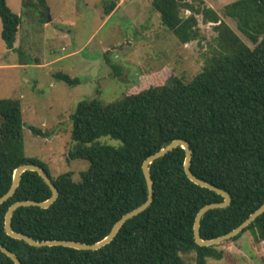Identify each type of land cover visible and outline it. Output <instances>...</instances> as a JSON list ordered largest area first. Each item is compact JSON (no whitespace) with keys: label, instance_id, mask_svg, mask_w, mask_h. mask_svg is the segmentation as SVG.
Returning <instances> with one entry per match:
<instances>
[{"label":"trees","instance_id":"obj_1","mask_svg":"<svg viewBox=\"0 0 264 264\" xmlns=\"http://www.w3.org/2000/svg\"><path fill=\"white\" fill-rule=\"evenodd\" d=\"M22 3L47 23L46 0ZM115 3H103L105 18L115 11ZM150 6L161 27L181 45L204 39L198 17L203 24H213L215 46L200 72L188 81L169 77L162 85L107 105L97 100L80 102L70 117L75 147L67 157L89 164L79 182L72 180L71 173L53 178L41 161L24 156L21 103L0 100V198L21 165L40 167L58 191L57 200L46 210L17 209L11 219L13 232L36 242L91 245L101 241L120 218L146 201L142 163L174 140L189 144L193 176L231 197L227 208L203 216V240L231 232L264 203V0H236L223 7L221 15L236 23L240 35L203 0H151ZM0 22V38L12 50L22 19L10 10L7 0H0ZM110 67L115 76L120 74L118 66ZM53 77L68 86L80 84L78 78L64 74ZM29 131L34 137L50 138L35 127ZM105 136L120 141L121 147H86ZM183 161L184 151L178 147L150 165L151 205L97 251L33 248L5 234L4 217L12 204L44 202L51 196L35 172H25L14 196L0 206V244L21 264H185L183 256L188 254H194L196 264L222 261L219 248L195 245L193 224L202 207L223 199L190 182ZM245 233L264 248V214L228 242ZM0 264L14 263L0 252Z\"/></svg>","mask_w":264,"mask_h":264},{"label":"rangeland","instance_id":"obj_2","mask_svg":"<svg viewBox=\"0 0 264 264\" xmlns=\"http://www.w3.org/2000/svg\"><path fill=\"white\" fill-rule=\"evenodd\" d=\"M22 1L7 0L22 23L12 50H7L0 38V100L20 101L24 156L41 161L53 178L71 173L72 180L79 182L80 174L89 167L82 160H67L75 147L70 117L80 102L97 100L107 105L162 85L169 77L188 81L200 72L215 46L214 25L203 24L201 17L198 27L204 39L179 44L161 27L158 15L151 10V0H113L117 6L108 18L103 3L111 0H46V21L50 18L46 24ZM203 1L238 33L236 23L221 15L223 7L236 0ZM1 30L0 22V34ZM112 65L120 68L118 76ZM57 74L78 78L80 84L68 86L54 79ZM30 127L50 138L34 137ZM96 146L119 148L121 142L105 136L86 145ZM217 248L223 251L224 259L206 264H264L263 244L249 233ZM183 260L196 264L194 254L184 255Z\"/></svg>","mask_w":264,"mask_h":264},{"label":"water","instance_id":"obj_3","mask_svg":"<svg viewBox=\"0 0 264 264\" xmlns=\"http://www.w3.org/2000/svg\"><path fill=\"white\" fill-rule=\"evenodd\" d=\"M47 22H50V18L48 17ZM181 148L184 151V161H183V171L186 175L187 179L192 182L194 185L207 189L209 191H212L216 193L217 195L221 196L223 199L222 203L217 204H209L204 207H202L196 214L193 224V239L196 246L200 248H209V247H217L223 242L229 241L232 238L236 237L238 234L243 232L244 229H246L254 220L259 218L261 215L264 214V203L254 212L252 213L241 225H239L237 228L232 230L231 232L220 236L218 238L212 239V240H203L200 236V223L203 218V216L215 209H225L227 208L231 203V197L229 193L218 189L217 187L204 182L202 180L197 179L190 171V165H191V151L189 148V144L183 140H174L170 142L168 145H166L164 148L159 150L157 153L153 154L152 156L148 157L144 162L142 163L141 171L144 178V182L146 185V191H147V198L146 201L140 205L139 207L135 208L131 212L125 214L122 218H120L111 228L108 235L102 239L99 242H96L91 245H85L79 242L74 241H67V240H55V241H44V242H36L29 238L26 235L18 234L13 232L11 228V219L14 214V212L23 207H36L43 210H46L50 208L54 202L58 198V191L56 187L51 183L47 175L44 173V171L35 165H21L18 168H16L12 175V182L10 185L9 190L5 195H3L0 198V206L3 205L5 202H7L10 198H12L19 186V182L21 180L22 175L25 172H35L42 181L47 185L51 192V196L49 199H47L44 202H31V201H24V202H16L12 204L4 217V231L5 234L15 240L23 241L28 246L33 248H48V247H64V248H71L74 250L79 251H97L101 248L105 247L109 243H111L114 238L117 236L119 230L122 228V226L132 218L140 215L145 210L149 208L153 201V184L150 176L149 167L154 162L162 159L166 154L172 152L176 148ZM0 252L4 254L7 258H9L14 264H21V262L16 258V256L10 252L7 248H5L3 245L0 244Z\"/></svg>","mask_w":264,"mask_h":264},{"label":"crops","instance_id":"obj_4","mask_svg":"<svg viewBox=\"0 0 264 264\" xmlns=\"http://www.w3.org/2000/svg\"><path fill=\"white\" fill-rule=\"evenodd\" d=\"M46 26V25H45Z\"/></svg>","mask_w":264,"mask_h":264}]
</instances>
